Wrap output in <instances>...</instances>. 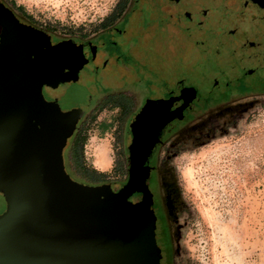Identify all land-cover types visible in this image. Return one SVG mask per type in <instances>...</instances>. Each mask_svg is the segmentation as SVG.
Instances as JSON below:
<instances>
[{"label": "rangeland", "instance_id": "rangeland-1", "mask_svg": "<svg viewBox=\"0 0 264 264\" xmlns=\"http://www.w3.org/2000/svg\"><path fill=\"white\" fill-rule=\"evenodd\" d=\"M12 1L22 5L39 26L61 33H89L121 0ZM227 1L214 4L224 6ZM251 2L264 8L262 0ZM161 8L171 15L165 25L150 21L136 28L140 36L129 59L134 67L147 72L152 81H175L184 85L181 88L191 85L197 89L196 94L189 88L182 90L184 95H195L185 116L188 123L244 96L247 90L236 78L242 73L246 52L256 53L250 50L252 44L264 46V27L258 24L256 30H262L261 34L247 31L251 24L247 11L241 20L216 11L196 21L192 18L196 7L188 0L163 3ZM155 90L151 96H159L157 86ZM240 101L246 106L232 120L198 126L192 133L187 130L182 139H173L176 145L172 140L160 151L162 161L174 169L182 200L171 232L166 217L159 213L156 219L162 264H264V95L244 96ZM95 115L85 128L83 151L90 165L105 167L118 157L120 122L111 107ZM160 119H148L136 128V143L143 142ZM104 120L113 122L100 132L97 125ZM4 209L0 195V213Z\"/></svg>", "mask_w": 264, "mask_h": 264}, {"label": "water", "instance_id": "water-1", "mask_svg": "<svg viewBox=\"0 0 264 264\" xmlns=\"http://www.w3.org/2000/svg\"><path fill=\"white\" fill-rule=\"evenodd\" d=\"M85 60L81 47L50 45L0 1V264H162L147 185L151 166L135 161L133 123L142 110L124 128L126 186L83 184L65 170L63 147L84 111H62L42 89L75 81ZM139 176L146 190L132 202Z\"/></svg>", "mask_w": 264, "mask_h": 264}, {"label": "flooded vegetation", "instance_id": "flooded-vegetation-1", "mask_svg": "<svg viewBox=\"0 0 264 264\" xmlns=\"http://www.w3.org/2000/svg\"><path fill=\"white\" fill-rule=\"evenodd\" d=\"M0 1L23 24L43 31L48 36L50 45L73 43L82 48L86 60L78 71V78L75 81L60 83L56 88L43 86L42 89L44 98L48 101L55 100L62 111L70 110L73 107H80L84 111L72 134L67 138L62 151L63 164L74 180L89 185L110 184L114 191L129 183V151L124 128L128 118L142 110L140 121L133 123L135 161L136 163H142L145 160V164L151 166L147 185L152 194L153 203L151 208L156 219L160 213L168 220V205L165 201V176L162 174L164 162L159 156L161 149L177 137L182 139L186 135L188 125L193 122H198L200 128H206L211 122L219 123L220 120H232L236 111L243 108V102L240 100L244 96L264 95V46L258 44H252V49L250 48L256 53L246 52L247 64L241 66L242 73L240 77L236 78L238 81L240 80L239 85L242 83L243 87L246 88L247 93L231 100V102L211 108L205 113L195 116V120L190 123L185 120V116L187 110L192 109L193 105L191 103L195 95L190 94L188 96L180 93L181 87L184 86L180 84H177V89L171 91V89L166 88L167 84L164 80L160 82L152 81L148 79L149 74L147 72H139L138 67H134V61L132 62L129 59L133 57L134 44L140 36L136 28L150 21H157L160 25H165L168 20H171V15L168 16L161 7H163V3L169 4L175 0H127L121 13L116 18L105 19L99 27L89 33L78 30L61 33L55 29L39 26L27 19L25 14H22L10 3L4 0ZM178 1L182 3L183 0ZM210 1L209 6L211 7L214 2L213 0ZM262 1L264 2V0ZM227 2L229 4L223 3L226 6V16L229 15L231 18L241 20L244 12L247 11L251 21L257 22L256 25L250 24L247 31L249 29L251 32L255 31L259 28L258 24L262 26L261 28L264 27V8L255 7L251 0H230ZM198 11L192 16L194 20L204 21L209 17L207 11ZM134 15H137L136 20H133ZM261 31L257 32L261 34ZM247 49L246 47V51ZM156 86L159 96H151ZM59 90H63V92H57ZM188 101L191 103L186 104ZM124 106L126 107L127 117L123 122H120V130L117 132L120 135V146L116 160L120 164V168L118 167L116 173L113 174L111 172L113 163L110 170H101L106 173V176L100 183L79 181L73 175L72 170L75 157L81 158L84 165H90L83 149L81 154L78 153V148L82 143L81 137L84 135L86 126L100 109L111 107L112 112L120 114ZM159 117L162 119L156 122L154 126L157 128L162 122H167V125L159 130L158 142H153V133L156 129L154 127L143 142L136 143V128L143 126L148 119L154 120ZM177 143V141H174L175 145ZM83 146L84 142L82 143ZM143 178L144 176H139L138 181L135 182L136 190L129 197L130 201L135 202L141 199L142 192L146 190ZM169 228L171 232L170 224Z\"/></svg>", "mask_w": 264, "mask_h": 264}, {"label": "trees", "instance_id": "trees-1", "mask_svg": "<svg viewBox=\"0 0 264 264\" xmlns=\"http://www.w3.org/2000/svg\"><path fill=\"white\" fill-rule=\"evenodd\" d=\"M5 2L7 3H10L12 6L16 7L22 14H25V17L29 20L32 19V16L29 15L23 8L22 5H16V3L12 0H4ZM126 1L127 0H121L115 11L109 15L108 17H106V20H110V19H113V18H116L120 13H121V10L122 8L124 7V5L126 4ZM192 6L196 7L195 8V12L198 11V12H203V10L207 11L208 12V15L211 16L213 12H225V8L226 6H215V2L217 0H213V6H209V3L211 2L210 0H188ZM207 6V7H206ZM221 7V8H220ZM202 10V11H201ZM251 24L253 25H256L257 22H253L251 21ZM245 62H246V58L243 57ZM244 62V64H246ZM245 66V65H243ZM147 80V79H146ZM165 81V84H167L166 88L168 89H171V91H174L175 89H177V82L175 81ZM187 89L189 88L191 92H193L194 94H196L197 92V89L195 87H192L191 85H187L183 88L180 89V93H182V90L184 89ZM248 104V103H247ZM113 106V105H112ZM242 106H246V103H243ZM96 116V115H95ZM95 116L93 118H95ZM115 119H117L119 122H123L125 120V118L127 117V112H126V107L124 106V109L123 111L118 114V113H115L114 115ZM92 118V119H93ZM113 119V120H115ZM113 120H110V121H100V123L97 125L98 129L100 132H105L107 131ZM198 124H196V122H194L193 124H190L188 125L187 127V130L188 132H194L196 131V128H198ZM117 138L118 140H120V135L117 133ZM85 134L81 137V141L82 143L85 141ZM82 143L80 144L79 148H78V153L81 154L82 152ZM164 163V167H163V170H162V174L165 176V179H164V185H165V201L168 205V222L169 224L171 225V223L175 220V217H176V214L177 212L180 210V206H181V203H182V200H181V196H180V191H179V187H178V184H177V180H176V175H175V172H174V169L171 165H169V163L167 161H163ZM118 167L120 168V164L117 162V160H115L114 162V165L112 167V170L111 172L113 174L116 173ZM73 169V175L76 177V179H78L79 181L81 182H89V183H100L103 178L106 176V173L102 172V171H99L97 170L96 168H94L92 165H84L82 163V160L81 158H77L75 157V164L73 165L72 167ZM163 176V177H164Z\"/></svg>", "mask_w": 264, "mask_h": 264}, {"label": "crops", "instance_id": "crops-1", "mask_svg": "<svg viewBox=\"0 0 264 264\" xmlns=\"http://www.w3.org/2000/svg\"><path fill=\"white\" fill-rule=\"evenodd\" d=\"M96 169H99V170H105V169H109V167H111V163H109L108 166H105V167H96L94 166ZM101 168V169H100Z\"/></svg>", "mask_w": 264, "mask_h": 264}, {"label": "bare ground", "instance_id": "bare-ground-1", "mask_svg": "<svg viewBox=\"0 0 264 264\" xmlns=\"http://www.w3.org/2000/svg\"><path fill=\"white\" fill-rule=\"evenodd\" d=\"M104 159V158H103ZM98 161V160H97ZM106 164V163H105ZM105 164H103V165H105ZM101 165V164H100Z\"/></svg>", "mask_w": 264, "mask_h": 264}]
</instances>
